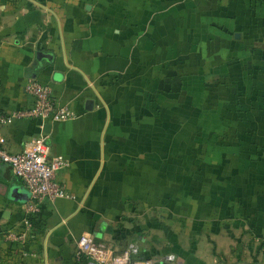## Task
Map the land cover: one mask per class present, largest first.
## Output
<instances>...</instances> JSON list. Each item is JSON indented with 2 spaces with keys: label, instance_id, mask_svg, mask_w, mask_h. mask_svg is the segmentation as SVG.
<instances>
[{
  "label": "crops",
  "instance_id": "0c3cea01",
  "mask_svg": "<svg viewBox=\"0 0 264 264\" xmlns=\"http://www.w3.org/2000/svg\"><path fill=\"white\" fill-rule=\"evenodd\" d=\"M28 78L74 117L2 125V146L43 138L71 198L25 228L0 163V264H85L80 234L158 264H264V0H0V111L30 104Z\"/></svg>",
  "mask_w": 264,
  "mask_h": 264
},
{
  "label": "built area",
  "instance_id": "2783aa9c",
  "mask_svg": "<svg viewBox=\"0 0 264 264\" xmlns=\"http://www.w3.org/2000/svg\"><path fill=\"white\" fill-rule=\"evenodd\" d=\"M23 91L30 96V104L26 107L8 112L0 111V126L17 120L38 119L42 121H62L74 117V112L67 105H58L52 98L48 86L33 78H28ZM0 163L9 165L12 173L24 185L28 198L22 204L23 226L29 227L33 215L43 200L53 201L59 198H71L55 180L58 170L66 165L60 154H49V146L41 137H32L15 153L7 152L0 138ZM7 241L23 242L24 234L18 229H10L4 235ZM136 247L128 245L122 251L114 253L109 247L93 242L86 234H80L75 241L74 255L84 258L85 264H158L148 258L135 255ZM172 260L173 255H165Z\"/></svg>",
  "mask_w": 264,
  "mask_h": 264
},
{
  "label": "water",
  "instance_id": "95a60500",
  "mask_svg": "<svg viewBox=\"0 0 264 264\" xmlns=\"http://www.w3.org/2000/svg\"><path fill=\"white\" fill-rule=\"evenodd\" d=\"M26 197L28 198V194H27V191H26ZM22 198H24V200H23V204L26 202V200H25V197L22 195Z\"/></svg>",
  "mask_w": 264,
  "mask_h": 264
}]
</instances>
